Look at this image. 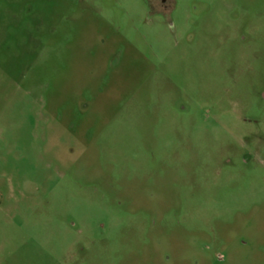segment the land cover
Here are the masks:
<instances>
[{"label":"rangeland","instance_id":"1","mask_svg":"<svg viewBox=\"0 0 264 264\" xmlns=\"http://www.w3.org/2000/svg\"><path fill=\"white\" fill-rule=\"evenodd\" d=\"M0 264H264V0H0Z\"/></svg>","mask_w":264,"mask_h":264}]
</instances>
